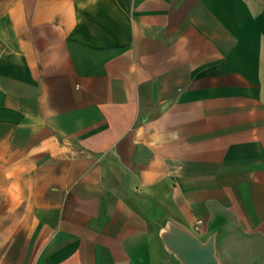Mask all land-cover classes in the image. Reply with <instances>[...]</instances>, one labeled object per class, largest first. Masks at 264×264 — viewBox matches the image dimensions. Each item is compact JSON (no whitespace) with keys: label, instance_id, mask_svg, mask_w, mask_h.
Listing matches in <instances>:
<instances>
[{"label":"crops","instance_id":"0c3cea01","mask_svg":"<svg viewBox=\"0 0 264 264\" xmlns=\"http://www.w3.org/2000/svg\"><path fill=\"white\" fill-rule=\"evenodd\" d=\"M176 230L264 264V0H0V264H186Z\"/></svg>","mask_w":264,"mask_h":264},{"label":"water","instance_id":"95a60500","mask_svg":"<svg viewBox=\"0 0 264 264\" xmlns=\"http://www.w3.org/2000/svg\"><path fill=\"white\" fill-rule=\"evenodd\" d=\"M154 96L155 83L152 84V97ZM167 243L186 264H217L210 241L202 244L189 233L176 230L167 237Z\"/></svg>","mask_w":264,"mask_h":264},{"label":"built area","instance_id":"2783aa9c","mask_svg":"<svg viewBox=\"0 0 264 264\" xmlns=\"http://www.w3.org/2000/svg\"><path fill=\"white\" fill-rule=\"evenodd\" d=\"M201 222V219H197L196 223L199 224Z\"/></svg>","mask_w":264,"mask_h":264},{"label":"rangeland","instance_id":"374dc122","mask_svg":"<svg viewBox=\"0 0 264 264\" xmlns=\"http://www.w3.org/2000/svg\"><path fill=\"white\" fill-rule=\"evenodd\" d=\"M190 235H192V236H195L194 234H192V233H189ZM174 250V249H173Z\"/></svg>","mask_w":264,"mask_h":264}]
</instances>
